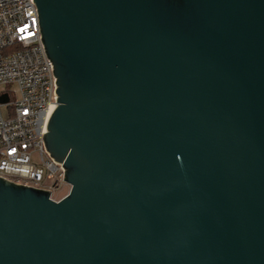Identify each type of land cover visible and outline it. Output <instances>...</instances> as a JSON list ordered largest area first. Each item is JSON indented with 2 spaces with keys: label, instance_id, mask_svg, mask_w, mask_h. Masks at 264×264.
I'll use <instances>...</instances> for the list:
<instances>
[{
  "label": "water",
  "instance_id": "95a60500",
  "mask_svg": "<svg viewBox=\"0 0 264 264\" xmlns=\"http://www.w3.org/2000/svg\"><path fill=\"white\" fill-rule=\"evenodd\" d=\"M32 1L71 191L0 177V264H264V0Z\"/></svg>",
  "mask_w": 264,
  "mask_h": 264
},
{
  "label": "built area",
  "instance_id": "2783aa9c",
  "mask_svg": "<svg viewBox=\"0 0 264 264\" xmlns=\"http://www.w3.org/2000/svg\"><path fill=\"white\" fill-rule=\"evenodd\" d=\"M56 79L43 47L36 4L0 0V177L49 191L50 200L60 202L71 186L44 142L58 105Z\"/></svg>",
  "mask_w": 264,
  "mask_h": 264
},
{
  "label": "rangeland",
  "instance_id": "374dc122",
  "mask_svg": "<svg viewBox=\"0 0 264 264\" xmlns=\"http://www.w3.org/2000/svg\"><path fill=\"white\" fill-rule=\"evenodd\" d=\"M8 89H9L10 91L15 90L14 86H8ZM16 98H17L16 94H15L14 92H12V100H13V102H16ZM6 110H7V109L4 108V113L7 112Z\"/></svg>",
  "mask_w": 264,
  "mask_h": 264
}]
</instances>
